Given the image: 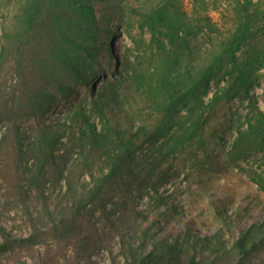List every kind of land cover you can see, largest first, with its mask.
Listing matches in <instances>:
<instances>
[{
  "label": "trees",
  "instance_id": "obj_1",
  "mask_svg": "<svg viewBox=\"0 0 264 264\" xmlns=\"http://www.w3.org/2000/svg\"><path fill=\"white\" fill-rule=\"evenodd\" d=\"M252 6L251 0L242 5L235 30L217 51L202 60L197 40L205 28L212 27L210 16L191 15L184 0H154L141 14L142 27L155 42L149 54L138 57L122 74L115 65L120 74L106 77L90 99L80 100L66 108L61 117L51 116L49 122H44V113L70 98L78 85H89L98 72L95 41L102 29L95 0L20 3L16 26L7 34L8 45L21 56H30L33 62V74L20 102L29 115L36 117L37 124L23 132L13 123L0 142L9 144L19 182L23 179L43 194L48 185L62 189L64 180L63 196L70 204L46 230L35 225L28 236L13 237L1 229L0 264L7 253L38 245L48 235L75 243L86 255L80 218L90 210L104 209L117 181L145 182L160 198L156 215L166 213L165 196L159 187L168 179V172L159 168L180 147L195 143L211 108L223 98L216 91L206 102L211 83L231 84L226 94L237 88L249 92L253 85L252 63L238 54L253 35ZM3 52L7 53V45H3ZM14 109L13 102L6 105L0 112V121L9 119ZM253 138L264 142L262 111L245 130L239 131L236 145ZM61 146L65 151L61 152ZM145 167L147 174L143 176ZM84 174L89 175L88 180L81 179ZM255 181L264 191L263 181ZM150 190L146 193L150 194ZM128 217L134 222L146 219L136 207L121 219ZM157 225L153 221L148 228L140 229L128 224L120 233L121 252L112 254V264L118 263V255H122L124 264H220V255L198 258L199 247L211 248L219 243L217 234L201 236L187 230L178 236L159 237L152 232ZM256 228L260 230L261 224L255 223L236 242L239 256L233 264H249L252 248L247 240Z\"/></svg>",
  "mask_w": 264,
  "mask_h": 264
},
{
  "label": "rangeland",
  "instance_id": "obj_2",
  "mask_svg": "<svg viewBox=\"0 0 264 264\" xmlns=\"http://www.w3.org/2000/svg\"><path fill=\"white\" fill-rule=\"evenodd\" d=\"M24 1L0 0V112L12 102L15 106L11 117L0 121V139L13 123L23 132L37 124L36 117L29 115L20 102L25 84L33 74V62L30 56H21L8 45L7 37L16 26L19 6ZM153 1L95 0L102 29L95 41L98 72L89 85H78L70 98L44 113V122H49L51 116L61 117L66 108L78 101L90 99L106 77L124 73L138 57L149 54L155 42L152 34L142 27L141 14ZM246 1L184 0L185 9L191 15L208 14L212 20V27L205 28L197 40L200 59L206 60L232 34L239 20L238 11ZM251 1L255 14L253 35L238 54L252 63L253 85L249 92L237 88L226 94L231 84L211 83L206 102L212 100L216 91L223 94V98L211 108L209 119L195 143L180 147L159 168L168 172V179L159 187V192L165 196L166 213L156 215L160 198L145 182L117 181L109 191L106 207L90 210L80 218L81 237L87 244L86 255L79 252L75 243L48 235L38 245L7 253L3 264H112V254L121 252L120 233L126 226L131 224L133 228L146 229L153 221L158 225L152 232L159 237L178 236L187 230L201 236L217 234L219 243L211 248L199 247L198 258L204 260L220 255V264H233L239 256L236 242L255 223L261 224V229L256 228L247 240L248 247L252 248L248 263L264 264V191L255 181L260 179L264 183V142L253 138L236 145L239 131L245 130L259 111L264 112V0ZM3 45H7V53L3 52ZM148 124L154 125L153 121ZM61 148V152L65 151L64 146ZM11 152L8 143L0 142V230H6L13 237H24L35 225L48 229L70 201L63 196L64 180L62 189L48 185L43 194L36 187H29L25 180L19 182ZM147 167L143 176L147 174ZM81 179L88 180L89 175L84 174ZM148 190L150 194L146 193ZM135 207L146 219L135 222L129 217L121 219L124 214L131 215ZM151 241L152 238L147 246ZM117 262L124 264L122 255L117 256Z\"/></svg>",
  "mask_w": 264,
  "mask_h": 264
}]
</instances>
